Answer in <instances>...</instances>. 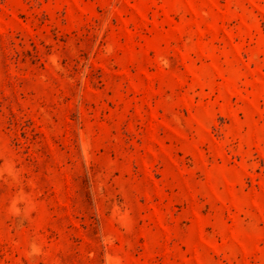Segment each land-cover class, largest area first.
<instances>
[{
    "label": "rangeland",
    "instance_id": "rangeland-1",
    "mask_svg": "<svg viewBox=\"0 0 264 264\" xmlns=\"http://www.w3.org/2000/svg\"><path fill=\"white\" fill-rule=\"evenodd\" d=\"M0 264H264V0H0Z\"/></svg>",
    "mask_w": 264,
    "mask_h": 264
}]
</instances>
